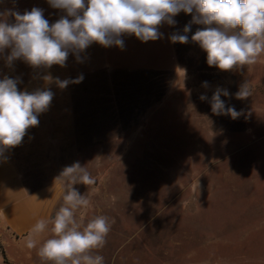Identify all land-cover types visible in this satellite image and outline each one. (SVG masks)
<instances>
[{
  "label": "rangeland",
  "instance_id": "obj_1",
  "mask_svg": "<svg viewBox=\"0 0 264 264\" xmlns=\"http://www.w3.org/2000/svg\"><path fill=\"white\" fill-rule=\"evenodd\" d=\"M33 7L50 23L66 15L47 0H0V12ZM173 19L155 41L124 35L122 48L93 43L70 53L63 67L34 68L21 59L9 65L6 49L0 79H17L20 91L50 90L53 99L38 126L2 156L13 160L29 189L56 190L52 217L69 186L63 169L86 167L96 183L74 185L90 199L75 217L82 226L109 218L99 250L104 264H264V54L231 71L209 67L191 40L204 26L192 23L188 42L173 43L192 14ZM57 78L70 82L61 88ZM245 82L251 95L237 98ZM217 89L229 93L221 99L238 117L212 112ZM50 235L26 247L17 264H45L37 250Z\"/></svg>",
  "mask_w": 264,
  "mask_h": 264
},
{
  "label": "clouds",
  "instance_id": "obj_2",
  "mask_svg": "<svg viewBox=\"0 0 264 264\" xmlns=\"http://www.w3.org/2000/svg\"><path fill=\"white\" fill-rule=\"evenodd\" d=\"M51 7L66 15L54 23L45 18L43 10L33 7L23 14L18 11L0 12V54L10 49L9 65L17 59L34 68L66 65L70 53L79 54L93 43L103 47H123L124 35H134L142 42L161 37L159 27L174 25L180 12L192 14V21L184 34H173V43H187L191 24L203 25L191 36L206 53L207 65L222 71H231L257 63L264 54V0H47ZM14 17L9 22L7 17ZM50 81V76H45ZM83 77H78L75 83ZM70 81L56 83L67 87ZM18 80L5 76L0 79V156L20 145L27 131L38 126L39 114L51 104L50 90L20 91ZM206 86V82H205ZM221 95L229 93L217 89L211 98L214 114L239 113L234 107H225ZM251 95L248 83L241 85L237 98ZM201 100L206 97L201 95ZM69 186L62 205L50 220H39L25 238L28 249L37 248L35 237L50 231L51 235L38 247L37 255L45 264H104L99 254L107 243L111 223L106 216H96L82 226L75 212L87 209L90 199L74 185H93L94 177L78 162L63 169ZM51 224L49 229L48 225Z\"/></svg>",
  "mask_w": 264,
  "mask_h": 264
},
{
  "label": "crops",
  "instance_id": "obj_3",
  "mask_svg": "<svg viewBox=\"0 0 264 264\" xmlns=\"http://www.w3.org/2000/svg\"><path fill=\"white\" fill-rule=\"evenodd\" d=\"M56 202L54 188L29 189L13 160L0 156V249L3 264L7 261L17 264V257L25 253V238L30 229L39 220L52 218ZM43 235L35 239L41 240ZM5 239L11 241L13 253H9Z\"/></svg>",
  "mask_w": 264,
  "mask_h": 264
},
{
  "label": "trees",
  "instance_id": "obj_4",
  "mask_svg": "<svg viewBox=\"0 0 264 264\" xmlns=\"http://www.w3.org/2000/svg\"><path fill=\"white\" fill-rule=\"evenodd\" d=\"M0 252H2L1 249H0ZM2 253H3V252H2Z\"/></svg>",
  "mask_w": 264,
  "mask_h": 264
}]
</instances>
